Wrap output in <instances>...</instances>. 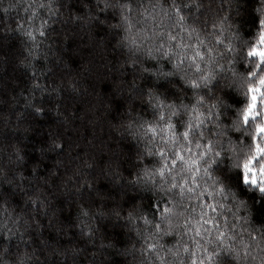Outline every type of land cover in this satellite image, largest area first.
<instances>
[{
	"label": "clouds",
	"instance_id": "obj_1",
	"mask_svg": "<svg viewBox=\"0 0 264 264\" xmlns=\"http://www.w3.org/2000/svg\"><path fill=\"white\" fill-rule=\"evenodd\" d=\"M0 264H264V0H0Z\"/></svg>",
	"mask_w": 264,
	"mask_h": 264
}]
</instances>
